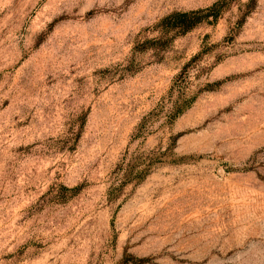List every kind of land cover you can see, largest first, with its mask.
Returning a JSON list of instances; mask_svg holds the SVG:
<instances>
[{
    "label": "rangeland",
    "instance_id": "1",
    "mask_svg": "<svg viewBox=\"0 0 264 264\" xmlns=\"http://www.w3.org/2000/svg\"><path fill=\"white\" fill-rule=\"evenodd\" d=\"M215 1L0 0V264H264V0L155 27Z\"/></svg>",
    "mask_w": 264,
    "mask_h": 264
},
{
    "label": "trees",
    "instance_id": "2",
    "mask_svg": "<svg viewBox=\"0 0 264 264\" xmlns=\"http://www.w3.org/2000/svg\"><path fill=\"white\" fill-rule=\"evenodd\" d=\"M232 1L233 0H216L211 5L204 8L171 12L161 18L155 25V27L161 35H165L171 32H173L174 34L182 35L191 31L201 23L215 25L223 12L230 6ZM159 41L160 39L146 40L142 43L140 48H146V45H154ZM197 56L198 55L190 59V61L183 66L182 71H184L189 63L192 62ZM179 76H177V78ZM183 107L184 105H181V103H175L172 112L173 117L178 116L183 111ZM62 188L72 193L76 192L77 190L76 187L68 189L67 187L63 186Z\"/></svg>",
    "mask_w": 264,
    "mask_h": 264
}]
</instances>
